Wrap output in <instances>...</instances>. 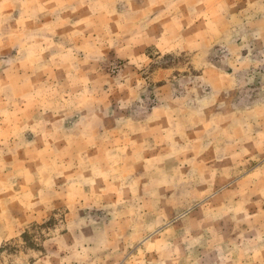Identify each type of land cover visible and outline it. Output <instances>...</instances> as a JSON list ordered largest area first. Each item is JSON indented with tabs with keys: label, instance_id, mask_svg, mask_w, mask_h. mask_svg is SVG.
I'll list each match as a JSON object with an SVG mask.
<instances>
[{
	"label": "rangeland",
	"instance_id": "obj_1",
	"mask_svg": "<svg viewBox=\"0 0 264 264\" xmlns=\"http://www.w3.org/2000/svg\"><path fill=\"white\" fill-rule=\"evenodd\" d=\"M0 264H264V0H0Z\"/></svg>",
	"mask_w": 264,
	"mask_h": 264
}]
</instances>
